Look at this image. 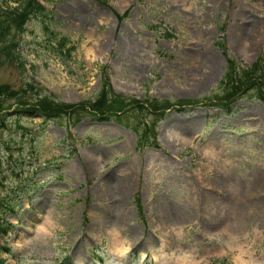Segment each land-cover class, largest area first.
<instances>
[{
	"label": "rangeland",
	"instance_id": "obj_1",
	"mask_svg": "<svg viewBox=\"0 0 264 264\" xmlns=\"http://www.w3.org/2000/svg\"><path fill=\"white\" fill-rule=\"evenodd\" d=\"M40 1L0 52L25 95L0 103V264H228L226 241H264V0ZM228 59L258 70L231 94ZM32 80L71 116L17 114ZM106 81L121 122L89 110Z\"/></svg>",
	"mask_w": 264,
	"mask_h": 264
},
{
	"label": "trees",
	"instance_id": "obj_2",
	"mask_svg": "<svg viewBox=\"0 0 264 264\" xmlns=\"http://www.w3.org/2000/svg\"><path fill=\"white\" fill-rule=\"evenodd\" d=\"M7 1H11L14 4H0V52L5 53L4 55H6L7 57H11L12 50L10 49H13L14 43L7 40L9 28L13 27L16 29V31H19V33H21L24 30L25 22L31 17L32 14H46V9L36 0ZM123 15H125V13H123L121 16ZM220 47H222V44H220ZM227 62L228 68L226 71V76L225 78H223V80H226L219 85L222 92H228L229 94H231L232 89H234L236 86L238 88L240 84L245 81L242 79H247L258 75L256 62L251 63L248 68L241 69L239 71L242 73L247 71L245 72L246 75H244L243 77H239L236 75L235 68H233L234 61L232 59H228ZM25 86H27L28 90H31V88L35 86V88L38 90L36 92V94L38 95L37 97H35L32 104H29V102L27 101L25 102L27 105L26 109L16 108L15 110L17 111V114L18 112L38 113L45 120L57 115L58 113H61V115H66V117L71 116V104L60 101L58 99L55 100V97L51 93L45 94V90L33 80L31 81V83L27 82ZM253 87L256 91L260 92L259 89H261L262 86H260L259 82H254ZM24 96V94L18 95V92L10 89L6 84H0V103H2L5 98H12L18 104L22 105L24 104ZM125 100H128L127 97H124L121 93L112 91L106 81L105 84L100 87V90L98 91L97 95L94 96V99L89 103V110L94 119L106 120L108 118L106 114L109 113V115L113 116L115 121L121 122L119 115H115V112L120 111L124 108L126 103ZM144 101L149 103L153 108H163L165 104V100L158 101L156 99H144ZM137 107L139 112L142 110L140 109L141 107L144 108L141 103L137 105ZM0 110L2 109L0 108ZM3 117L4 114L0 113V124H2ZM142 124L144 125V123ZM133 130L137 138V145H140L142 140V132L135 128H133ZM7 227V225L0 223V234H5Z\"/></svg>",
	"mask_w": 264,
	"mask_h": 264
},
{
	"label": "clouds",
	"instance_id": "obj_3",
	"mask_svg": "<svg viewBox=\"0 0 264 264\" xmlns=\"http://www.w3.org/2000/svg\"><path fill=\"white\" fill-rule=\"evenodd\" d=\"M264 241L253 239L251 233L244 240L226 241V259L228 264H264V256L257 255V248ZM177 264H203L202 260L178 261Z\"/></svg>",
	"mask_w": 264,
	"mask_h": 264
},
{
	"label": "bare ground",
	"instance_id": "obj_4",
	"mask_svg": "<svg viewBox=\"0 0 264 264\" xmlns=\"http://www.w3.org/2000/svg\"><path fill=\"white\" fill-rule=\"evenodd\" d=\"M90 162H91V161H90ZM91 163H92V162H91ZM126 177H129V175L127 174ZM45 223H48V220H47ZM39 229H40L41 231H43V232H44V231H45V232L47 231V230H46V227L44 226V223H41V224H40ZM114 242H115V241H114ZM114 242H113V243H114ZM122 246H123V245H122ZM113 247H114V246H113ZM123 248H124V247H123ZM123 248H122V249H123ZM122 249H121V250H122ZM118 251H119V250H118Z\"/></svg>",
	"mask_w": 264,
	"mask_h": 264
}]
</instances>
